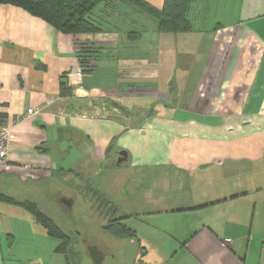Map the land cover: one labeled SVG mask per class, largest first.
Returning a JSON list of instances; mask_svg holds the SVG:
<instances>
[{
	"label": "crops",
	"instance_id": "obj_1",
	"mask_svg": "<svg viewBox=\"0 0 264 264\" xmlns=\"http://www.w3.org/2000/svg\"><path fill=\"white\" fill-rule=\"evenodd\" d=\"M188 20L191 31L160 34L135 18L143 36L130 44L0 4V128L13 136L0 193L85 179L125 218L141 264H264V0H191ZM164 64L178 73H154ZM7 241L0 226V264Z\"/></svg>",
	"mask_w": 264,
	"mask_h": 264
},
{
	"label": "rangeland",
	"instance_id": "obj_2",
	"mask_svg": "<svg viewBox=\"0 0 264 264\" xmlns=\"http://www.w3.org/2000/svg\"><path fill=\"white\" fill-rule=\"evenodd\" d=\"M135 18L136 17L132 15V11L128 12L125 9H118L116 13L110 16L108 20L110 25L105 26V30L113 31L115 33L114 37H118L120 40H126L127 33L129 31L132 32V30L142 33L143 36V29L138 27ZM129 42L131 44L132 39ZM179 43L181 47H187L188 44L192 43V37H183V39H179ZM141 47L142 46L139 48ZM141 49L143 51V47ZM127 50L128 49L122 50V52ZM127 56L130 55L120 57L125 58ZM132 56L139 55H134L132 52ZM190 57L191 56H186V62ZM126 62L129 63L132 61H125V63ZM165 64L168 65V62H165ZM165 64L161 69L157 68L154 73L164 74L168 77L169 75L172 76V74L178 73L175 72L177 68L171 70L168 66H165ZM171 78L172 77H170V79ZM79 179L77 180L74 177L72 179H62L57 181L52 187L36 190L24 189L23 187L26 186L21 185L18 187V190H20L19 192L23 191L24 195L18 194V190L16 191V189H13L14 186H16L14 183L13 186L8 189L2 187V191L5 189L6 192L4 193L17 199L34 200L38 204L40 210L57 223L65 234L73 239L74 249L78 254V264H89L80 246V241L84 238L83 236H86L89 243L98 244L101 248L111 252L104 264H141L139 261V255L141 254H139L138 246L133 236L116 239L102 231V226H104L106 218L112 213L109 207H104L105 205L103 204L102 206L99 205L100 202L96 199L97 197H95L93 190L87 189L89 186V184H87L88 182L83 179L86 185H88L85 187L81 178ZM79 185L82 186V189L77 188ZM62 194L74 199L75 205L71 212L68 211L65 205L56 201ZM114 215L116 218H119L117 214ZM5 225L8 227V232L6 231ZM0 226L4 241L6 242L8 238L7 243H5L6 251L9 252V255L5 258L6 264H14L15 261L30 260L34 257L33 260H35V262L32 264H65L63 257L55 253L58 241L55 238L49 237L46 231L38 225L24 209L1 202ZM77 232L82 235L77 236Z\"/></svg>",
	"mask_w": 264,
	"mask_h": 264
},
{
	"label": "trees",
	"instance_id": "obj_3",
	"mask_svg": "<svg viewBox=\"0 0 264 264\" xmlns=\"http://www.w3.org/2000/svg\"><path fill=\"white\" fill-rule=\"evenodd\" d=\"M0 4L19 7L30 15L42 19L61 34L78 36L88 40L108 31L105 30V26L110 25L108 20L118 9L132 11V15L136 18L144 17L153 21L156 32L160 34L187 33L192 29L188 20L191 0H163L160 7H155L146 0H0ZM141 37L142 33L132 30V32L127 33L126 40L128 42L131 39L136 41ZM81 45V51L78 53L80 65L87 70L94 69L98 59L97 48L86 40ZM36 67L42 68L39 65ZM59 94L62 97L70 96L71 88L66 80H60ZM5 118L6 116L0 115V126ZM82 182L85 187L88 186L83 180ZM80 186L77 188L82 189ZM87 189L91 190L92 188L88 186ZM93 193L100 202L99 205L102 206L103 204L104 207H109L112 213L106 218L102 231L116 239L135 237L132 230L124 223L125 218L115 217L117 208L94 190ZM1 202L20 207L28 212L49 237L58 241L55 253L63 257L65 264H78V254L74 249L73 239L65 234L57 223L45 215L34 200H21L0 193Z\"/></svg>",
	"mask_w": 264,
	"mask_h": 264
},
{
	"label": "water",
	"instance_id": "obj_4",
	"mask_svg": "<svg viewBox=\"0 0 264 264\" xmlns=\"http://www.w3.org/2000/svg\"><path fill=\"white\" fill-rule=\"evenodd\" d=\"M127 160V154L124 151L118 153L116 160V165H120ZM57 202L65 205L68 211H72L75 201L72 197H68L64 194L60 198L56 199ZM80 246L83 251L84 257L88 260L89 264H104L106 258L109 256L108 253L100 250L98 246L88 242L86 238H82L80 241Z\"/></svg>",
	"mask_w": 264,
	"mask_h": 264
},
{
	"label": "built area",
	"instance_id": "obj_5",
	"mask_svg": "<svg viewBox=\"0 0 264 264\" xmlns=\"http://www.w3.org/2000/svg\"><path fill=\"white\" fill-rule=\"evenodd\" d=\"M32 110H28V115L32 114ZM13 136L9 133L7 129L0 128V174L4 171L6 167V161L9 155V145L12 141ZM230 239H225L224 243H230Z\"/></svg>",
	"mask_w": 264,
	"mask_h": 264
},
{
	"label": "flooded vegetation",
	"instance_id": "obj_6",
	"mask_svg": "<svg viewBox=\"0 0 264 264\" xmlns=\"http://www.w3.org/2000/svg\"><path fill=\"white\" fill-rule=\"evenodd\" d=\"M69 212H70V211H69ZM81 235H82L81 233L77 232V236H81ZM83 237L86 238V236H83ZM88 242H89V241H88ZM93 244H94V243H93ZM94 245L98 246V248H99L100 250H102V251L108 253L109 255L111 254V252H110L109 250L101 248L100 245H98V244H94ZM108 257H109V256H108ZM108 257H107V258H108ZM107 258H106V259H107Z\"/></svg>",
	"mask_w": 264,
	"mask_h": 264
}]
</instances>
